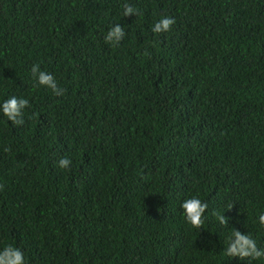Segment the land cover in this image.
<instances>
[{
	"label": "trees",
	"instance_id": "16d2710c",
	"mask_svg": "<svg viewBox=\"0 0 264 264\" xmlns=\"http://www.w3.org/2000/svg\"><path fill=\"white\" fill-rule=\"evenodd\" d=\"M164 15L176 23L153 33ZM115 24L126 35L106 44ZM11 96L29 106L21 126L0 112V249L26 264H264L224 254L234 228L264 248V0H0V104ZM191 197L208 204L201 229Z\"/></svg>",
	"mask_w": 264,
	"mask_h": 264
},
{
	"label": "clouds",
	"instance_id": "9594fccd",
	"mask_svg": "<svg viewBox=\"0 0 264 264\" xmlns=\"http://www.w3.org/2000/svg\"><path fill=\"white\" fill-rule=\"evenodd\" d=\"M123 15L125 17L138 16L139 11L131 4L125 3L122 5ZM176 23L171 16L164 15L159 20L155 21L151 31L155 34L167 33L171 31L172 26ZM126 32L119 24L113 25L104 36V41L109 45H118L125 37ZM31 75L36 82L48 89H51L54 95L62 96L66 89L60 88L55 77L41 69L39 64H33L31 67ZM29 106V101L24 98L11 96L0 104V112L12 123L13 126H21L24 124L23 110ZM10 147L5 148V152H9ZM61 169H68L72 161L67 157H62L57 162ZM3 185H0V189ZM183 216L186 223L193 228L201 229L204 224V213L208 208L206 202H202L198 197L185 199L181 203ZM218 220L221 225L228 224V218L223 214L218 215ZM258 222L264 226V212L258 215ZM224 254L230 258L238 257L240 260H258L264 257V248L258 247L256 240L249 233H242L234 228L231 236L228 238L227 246ZM0 264H26L24 252L12 245H7L0 249Z\"/></svg>",
	"mask_w": 264,
	"mask_h": 264
}]
</instances>
